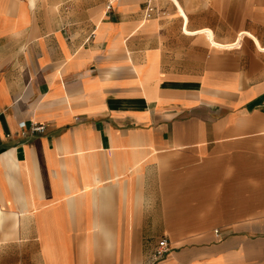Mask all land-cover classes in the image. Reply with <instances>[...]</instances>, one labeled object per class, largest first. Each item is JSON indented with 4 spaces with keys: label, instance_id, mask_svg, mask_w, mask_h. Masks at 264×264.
I'll use <instances>...</instances> for the list:
<instances>
[{
    "label": "crops",
    "instance_id": "crops-1",
    "mask_svg": "<svg viewBox=\"0 0 264 264\" xmlns=\"http://www.w3.org/2000/svg\"><path fill=\"white\" fill-rule=\"evenodd\" d=\"M177 2L0 0V264H264V5Z\"/></svg>",
    "mask_w": 264,
    "mask_h": 264
},
{
    "label": "bare ground",
    "instance_id": "bare-ground-1",
    "mask_svg": "<svg viewBox=\"0 0 264 264\" xmlns=\"http://www.w3.org/2000/svg\"><path fill=\"white\" fill-rule=\"evenodd\" d=\"M175 3H176V6H178L179 8V11L182 13V15L184 14V11L182 10V8L180 7L179 3L177 2V0H173ZM185 15V14H184ZM186 18V17H185ZM185 25V24H184ZM198 30V29H197ZM200 32L202 33H205L209 40H210V43L212 44V46H214L215 48H219V49H237L238 47H240V44H241V39L243 36H247L248 38H250L253 43L255 44L256 48L260 51H264V45L261 44L260 40L251 32L249 31H240L235 40L232 41V42H220V41H217L215 38H214V35L212 33V31L208 28L206 29H203L201 30Z\"/></svg>",
    "mask_w": 264,
    "mask_h": 264
},
{
    "label": "built area",
    "instance_id": "built-area-1",
    "mask_svg": "<svg viewBox=\"0 0 264 264\" xmlns=\"http://www.w3.org/2000/svg\"><path fill=\"white\" fill-rule=\"evenodd\" d=\"M109 8V6H108ZM153 11V7L150 5H147L146 9H145V17L149 18L151 13ZM20 127L23 129L24 128V124H20ZM44 130V126L42 124H37V123H32L31 127H30V132L34 133V132H42ZM169 250L168 247V241L166 238H162L159 242H158V246L157 249L155 250L154 253V258L155 259H159L161 257H163Z\"/></svg>",
    "mask_w": 264,
    "mask_h": 264
},
{
    "label": "rangeland",
    "instance_id": "rangeland-1",
    "mask_svg": "<svg viewBox=\"0 0 264 264\" xmlns=\"http://www.w3.org/2000/svg\"><path fill=\"white\" fill-rule=\"evenodd\" d=\"M88 3L87 5H83L81 3H79L80 1L76 0V3L70 7H74L76 14L79 12H82L83 8L86 7H93L95 2H98L99 0H86ZM255 2L257 3V5L259 4H263L264 5V0H255ZM254 15L252 14V20H251V32L252 33H262L264 31V21H262L261 19L257 18L258 15H255L256 18L253 17ZM246 40H249L248 37H245Z\"/></svg>",
    "mask_w": 264,
    "mask_h": 264
}]
</instances>
